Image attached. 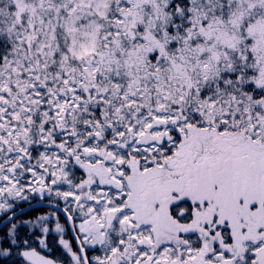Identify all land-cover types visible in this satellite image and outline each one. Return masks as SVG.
Wrapping results in <instances>:
<instances>
[{
	"label": "snow or ice",
	"instance_id": "snow-or-ice-1",
	"mask_svg": "<svg viewBox=\"0 0 264 264\" xmlns=\"http://www.w3.org/2000/svg\"><path fill=\"white\" fill-rule=\"evenodd\" d=\"M0 264H264V0H0Z\"/></svg>",
	"mask_w": 264,
	"mask_h": 264
},
{
	"label": "trees",
	"instance_id": "trees-1",
	"mask_svg": "<svg viewBox=\"0 0 264 264\" xmlns=\"http://www.w3.org/2000/svg\"><path fill=\"white\" fill-rule=\"evenodd\" d=\"M54 254H55V255H58V254H59V250H57Z\"/></svg>",
	"mask_w": 264,
	"mask_h": 264
}]
</instances>
